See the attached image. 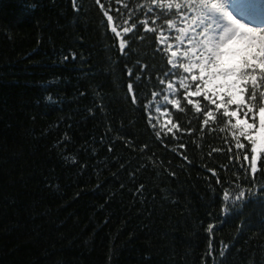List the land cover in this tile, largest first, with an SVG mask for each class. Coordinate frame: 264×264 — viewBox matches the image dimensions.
I'll list each match as a JSON object with an SVG mask.
<instances>
[{"label": "trees", "instance_id": "trees-1", "mask_svg": "<svg viewBox=\"0 0 264 264\" xmlns=\"http://www.w3.org/2000/svg\"><path fill=\"white\" fill-rule=\"evenodd\" d=\"M78 2L79 12L70 0H0V264H205L210 238L228 246L215 264H264V178L238 204L225 202L208 171L224 178L227 158L207 155L218 139L183 137L190 165L154 144L125 98L123 71L137 60L162 64L151 37L118 60L95 0ZM69 49L78 55L65 61ZM65 132L71 139L58 143ZM141 183L145 199L134 195Z\"/></svg>", "mask_w": 264, "mask_h": 264}, {"label": "snow or ice", "instance_id": "snow-or-ice-1", "mask_svg": "<svg viewBox=\"0 0 264 264\" xmlns=\"http://www.w3.org/2000/svg\"><path fill=\"white\" fill-rule=\"evenodd\" d=\"M70 2L77 12L82 9L78 0ZM95 4L111 41L109 49L115 47L118 60H126L134 51L133 44L149 37L154 56L162 60L159 67L153 65L151 70L140 60L131 67L123 65L125 98L141 113L153 143L190 165L184 154L188 145L179 142L183 137L218 139L221 147L207 155L217 152L227 158L228 163L220 165L224 178L215 169L208 171L215 177V187L222 192L223 201L238 204L252 191L248 186L258 177L264 178V2L260 8L255 6V0H115L116 8L113 0H95ZM77 55L69 49L62 59H75ZM79 94L83 96L85 92ZM95 98L99 103L94 107L103 111V96L97 93ZM87 111L92 113L93 108ZM111 130L108 125L106 132ZM70 139L65 132L58 143ZM99 139L103 141L104 136ZM115 139L132 151L139 150L141 155L151 152L148 142L137 144L119 136ZM107 149L113 151V141H109ZM92 152L95 154L96 149ZM156 155L152 152L147 160L155 164ZM71 160L78 162L75 155ZM159 163L163 166L164 162ZM126 167L120 164L121 169ZM137 172L134 169L129 173L131 180H135ZM260 188L264 192V185ZM149 191L141 183L134 195L145 199ZM152 195L155 198V193ZM228 210L225 204L223 211ZM208 229H214V225L209 224ZM226 247L222 244L219 250L213 248L210 238L205 264L207 260L215 264V252L223 257Z\"/></svg>", "mask_w": 264, "mask_h": 264}, {"label": "rangeland", "instance_id": "rangeland-1", "mask_svg": "<svg viewBox=\"0 0 264 264\" xmlns=\"http://www.w3.org/2000/svg\"><path fill=\"white\" fill-rule=\"evenodd\" d=\"M262 2H264V0H255V6L260 8L262 6Z\"/></svg>", "mask_w": 264, "mask_h": 264}]
</instances>
